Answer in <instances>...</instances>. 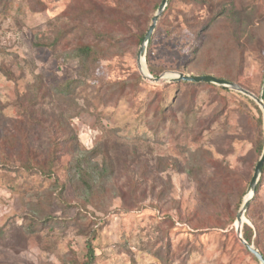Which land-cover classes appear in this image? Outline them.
<instances>
[{
  "label": "rangeland",
  "instance_id": "obj_1",
  "mask_svg": "<svg viewBox=\"0 0 264 264\" xmlns=\"http://www.w3.org/2000/svg\"><path fill=\"white\" fill-rule=\"evenodd\" d=\"M93 1L104 11L101 19L117 6V0ZM206 1L172 0L166 10L169 0L143 56L148 74L160 78L155 81L138 65L136 25L131 35L121 30L119 42L105 39L109 51L81 77L79 62L65 55L73 38L55 49L35 44L51 36L57 18V24L69 20L79 1L0 0V66L16 78L0 71V117L9 119L7 131L21 117L16 98L38 75L47 87L78 79L74 101L46 102L45 108L51 119L64 115L80 154L106 147L116 171L103 190L96 189V203L84 207L68 181L75 170L67 149L53 177L18 162L0 164V264H82L94 230V264H261L237 229L242 226L244 237L251 227V244L264 250V168L243 224L237 221L264 149L261 105L232 87L166 77L213 75L261 97L264 0H229L233 11L224 15ZM156 12L143 18L144 29ZM101 19L84 17L83 27L108 28ZM110 30L114 36L118 29ZM48 139L45 130L35 141L44 154ZM160 159L165 167L158 170ZM140 173L142 181L132 179ZM56 178L66 182L70 206L55 199Z\"/></svg>",
  "mask_w": 264,
  "mask_h": 264
},
{
  "label": "trees",
  "instance_id": "obj_2",
  "mask_svg": "<svg viewBox=\"0 0 264 264\" xmlns=\"http://www.w3.org/2000/svg\"><path fill=\"white\" fill-rule=\"evenodd\" d=\"M77 1H79L77 4H72L75 9L68 12L69 20L63 19L62 23L57 24V21L60 20V18H57L53 22L54 30H52L51 36L37 38L35 44L40 47L55 49L63 40L67 41L73 38L70 41V43H73V46L70 52L65 53V55L79 62L81 77H88L94 64L101 58V55L109 51V44H103L105 39L111 38L112 41L119 42L121 35L119 32L121 30L129 31L131 35V32H133L132 24H134L140 31L139 34L136 33L137 40L140 43L147 31L142 24L143 18H151V14L157 10L161 3V0H117V6L112 10L115 13L110 12V16L107 17L105 15L101 19L104 11L96 5L95 1L86 0L83 3L81 2L82 0ZM201 1L209 3L206 0ZM210 2L211 7L217 9L220 15H224L226 12L231 13L233 11L231 9L234 8L233 1L210 0ZM171 4L172 0H170L166 10L170 9ZM187 15L188 12H184L186 19ZM84 17H89L94 23L97 19L104 20L108 28L102 29L90 24L88 27H83V22H85L83 20ZM187 23L192 27V24ZM112 28L118 29L114 36L110 34V29ZM89 37H93V39L90 40ZM112 45L114 47L117 44L113 43ZM0 71H3L11 80H16L14 73L9 68L0 66ZM138 78L141 80V75ZM43 81L44 77L38 75L37 81L32 88L16 98L14 105L19 108L18 111L21 113V117L11 120V131H7L9 129L7 121L9 119L4 120L0 117V129H6L4 134L0 136V164L3 167H8L11 163L18 162L19 166L26 171H34L46 177H53L56 161L59 159L62 151L67 149L74 155L71 169L75 170L68 181L76 190L79 205H84L85 207L89 204H95L96 189L100 188L103 190L114 178L113 176L116 173L114 161L110 159L109 152L103 145L95 146L89 152L80 154L76 145L77 136L70 131V126L67 124L64 115L61 114L51 119L44 105L46 102L74 101L76 88L80 80H67L57 86L50 87L45 86ZM262 98L264 99V90ZM0 107H4V105L0 104ZM50 121L52 122L50 123ZM45 130L49 136V151L47 154H44L35 144V141L39 140V137ZM260 146L263 149V142H260ZM101 155L103 158L99 162L96 158ZM162 163V159H160V163L157 161L156 167L158 170L160 169V165L162 168L165 167ZM197 165L199 169L203 168V164ZM188 172L192 174L193 170ZM142 176H145V174H137L132 179L140 178V181H142ZM198 182L201 183L200 180ZM54 186L56 192L55 199L61 205L70 206L71 204L65 196L66 182L60 183L59 179L56 178ZM33 213V217L35 218V215H38V210L36 213V209H34ZM50 218L51 216L47 217V220ZM252 231L253 229L247 226V230L244 233L245 239L250 243L252 242ZM96 232L94 230L92 238H87V258L82 264H94L96 255L93 240L96 238ZM256 246L264 256V250L260 246Z\"/></svg>",
  "mask_w": 264,
  "mask_h": 264
},
{
  "label": "water",
  "instance_id": "obj_3",
  "mask_svg": "<svg viewBox=\"0 0 264 264\" xmlns=\"http://www.w3.org/2000/svg\"><path fill=\"white\" fill-rule=\"evenodd\" d=\"M169 0H162L160 3L156 14L152 18V22L147 30V32L144 35V38L141 42V46L139 48V55H138V65L142 69L144 76H147L150 79H153L155 81L160 80L159 77H152L149 74H145L143 70V56L146 53L147 47L151 41L153 32L156 28L157 22L166 9L168 5ZM166 79H170L171 81H192V82H211V83H216L225 87H232L235 89H238L246 94H249L250 96H253L257 102L261 105L263 111H264V99L261 97L256 96L255 94L251 93L250 91L246 90L245 88L241 87L240 85L236 84L235 82H232L230 80L222 79V78H217L213 75H194V74H185L184 72H170L169 75L166 77ZM264 167V149L262 156L260 160L258 161L254 174L252 176L251 182H250V187H249V196L246 198V200L243 202L238 214H237V221L242 225L244 220H245V213L247 209L249 208V205L253 199V196L255 195L257 191V186L258 182L262 173ZM241 228L242 226H239L238 229V234L240 237L241 242L244 244V246L256 257V259L261 263L264 264V256L263 254L257 249L253 244L249 243L241 234Z\"/></svg>",
  "mask_w": 264,
  "mask_h": 264
},
{
  "label": "bare ground",
  "instance_id": "obj_4",
  "mask_svg": "<svg viewBox=\"0 0 264 264\" xmlns=\"http://www.w3.org/2000/svg\"><path fill=\"white\" fill-rule=\"evenodd\" d=\"M143 70H144L145 74H148V71H147V69H146L144 64H143Z\"/></svg>",
  "mask_w": 264,
  "mask_h": 264
}]
</instances>
